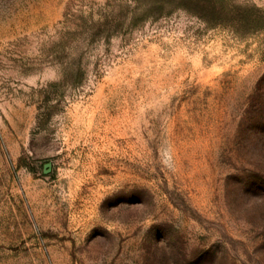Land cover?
<instances>
[{"label": "rangeland", "instance_id": "obj_1", "mask_svg": "<svg viewBox=\"0 0 264 264\" xmlns=\"http://www.w3.org/2000/svg\"><path fill=\"white\" fill-rule=\"evenodd\" d=\"M0 264H264V0H0Z\"/></svg>", "mask_w": 264, "mask_h": 264}]
</instances>
